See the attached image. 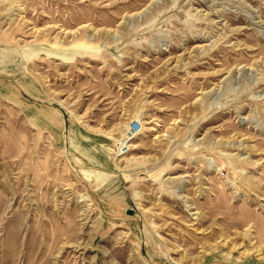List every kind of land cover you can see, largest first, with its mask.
<instances>
[{"label":"rangeland","instance_id":"374dc122","mask_svg":"<svg viewBox=\"0 0 264 264\" xmlns=\"http://www.w3.org/2000/svg\"><path fill=\"white\" fill-rule=\"evenodd\" d=\"M0 264H264V0H0Z\"/></svg>","mask_w":264,"mask_h":264},{"label":"water","instance_id":"95a60500","mask_svg":"<svg viewBox=\"0 0 264 264\" xmlns=\"http://www.w3.org/2000/svg\"><path fill=\"white\" fill-rule=\"evenodd\" d=\"M127 213L131 214V210H127Z\"/></svg>","mask_w":264,"mask_h":264}]
</instances>
